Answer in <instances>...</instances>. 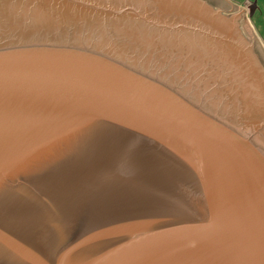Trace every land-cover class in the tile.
<instances>
[{
    "label": "water",
    "instance_id": "water-1",
    "mask_svg": "<svg viewBox=\"0 0 264 264\" xmlns=\"http://www.w3.org/2000/svg\"><path fill=\"white\" fill-rule=\"evenodd\" d=\"M263 101L204 0H0V264H264Z\"/></svg>",
    "mask_w": 264,
    "mask_h": 264
},
{
    "label": "rangeland",
    "instance_id": "rangeland-1",
    "mask_svg": "<svg viewBox=\"0 0 264 264\" xmlns=\"http://www.w3.org/2000/svg\"><path fill=\"white\" fill-rule=\"evenodd\" d=\"M215 8L222 9L229 16L237 18V28L252 44L255 55L264 66V0H204ZM254 11L249 17V7Z\"/></svg>",
    "mask_w": 264,
    "mask_h": 264
},
{
    "label": "bare ground",
    "instance_id": "bare-ground-1",
    "mask_svg": "<svg viewBox=\"0 0 264 264\" xmlns=\"http://www.w3.org/2000/svg\"><path fill=\"white\" fill-rule=\"evenodd\" d=\"M189 8V7H188ZM185 12H188L187 14H185V16H187L186 17V19H191V14H193V12H191V13H189V11L188 10H186ZM197 28H205L206 30L208 29V30H211V31H213V28L212 27H210L209 25H207L205 22H207V23H211V25H213V27H216V25H217V22L216 21H213V20H211V19H206L205 17L202 19V21L205 23H203V22H200L201 20H200V17L199 16H194V17H192V19L190 20ZM223 28V27H222ZM229 27H227V29H228ZM226 32L228 31L227 29H225V28H223ZM214 32H215V30H214ZM193 35H195V34H193ZM196 37L197 38H199V36L198 35H196ZM195 39V38H194ZM200 39V38H199ZM202 41V40H201ZM200 41V42H201ZM198 43H199V41H197ZM204 43V42H203ZM193 44V43H192ZM213 44V43H212ZM195 44H193V46H194ZM214 45V44H213ZM215 46V48H217V49H219V50H221V51H224V50H222L223 48H219V47H217L216 45H214ZM194 47H196V46H194ZM207 49L209 50V52H210V54L212 55V54H214L213 53V51L212 50H210L208 47H207ZM236 50V49H235ZM229 51V50H228ZM225 52H226V49H225ZM233 56H232V53H229V54H227V56H225V55H220V57H219V59H221V62H222V64H221V68L223 69V71H222V73L224 74V72H225V74H227L228 76H229V80H231L232 81V77L233 76H236L237 78L235 79V80H233L232 82L230 81V84H231V86H232V84H235V88L238 86L239 88H240V90H239V92H241L242 94H243V96H242V98H245L246 97V95L245 94H249V96L250 95H252L253 96V98H256V99H258L259 98V95H260V92H257V90L254 88V85H252V84H249V83H247L246 81H244V82H242L241 81V79L242 78H244V76L246 75V73L244 72V71H241V70H243V68H242V66L240 65V63L239 64H235V62H234V60H233V58H232ZM227 61V63H225V61ZM250 69V68H249ZM251 70V69H250ZM252 71V70H251ZM249 72L250 74H252V72ZM239 78H240V80H239ZM243 80V79H242ZM197 81V80H196ZM219 84L221 85V88H222V90L224 91V92H226L227 93V95H231V96H229L230 97V100H228V102L229 101H231V104H233L235 101L233 100V97H232V93L233 92H235V90H233V88L232 87H230V89L227 87V85L225 84H223L222 85V83L221 82H219ZM257 85H255V87H256ZM258 87V86H257ZM234 88V89H235ZM255 89V91L257 92V93H253L252 91ZM258 90H259V88H257ZM238 91V90H237ZM239 96V95H238ZM261 97V96H260ZM252 98V99H253ZM251 99V98H250ZM252 99L251 100H249L248 98L245 100L246 102H244L243 103V105L244 106H249V105H252V108H253V105H255V102H253L252 101ZM254 100V99H253ZM261 100V99H260ZM263 103H264V101H263ZM260 104V105H259ZM258 106H261L262 107V102H259L258 103ZM246 111V110H245Z\"/></svg>",
    "mask_w": 264,
    "mask_h": 264
},
{
    "label": "snow or ice",
    "instance_id": "snow-or-ice-1",
    "mask_svg": "<svg viewBox=\"0 0 264 264\" xmlns=\"http://www.w3.org/2000/svg\"><path fill=\"white\" fill-rule=\"evenodd\" d=\"M135 152V146L130 145L128 149L126 150L125 155L122 157V160H126L128 157H130Z\"/></svg>",
    "mask_w": 264,
    "mask_h": 264
}]
</instances>
